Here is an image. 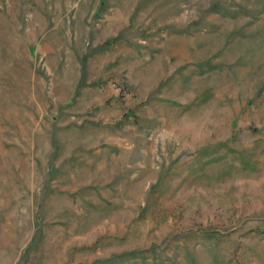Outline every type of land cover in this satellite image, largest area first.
Returning <instances> with one entry per match:
<instances>
[{
  "label": "rangeland",
  "instance_id": "obj_1",
  "mask_svg": "<svg viewBox=\"0 0 264 264\" xmlns=\"http://www.w3.org/2000/svg\"><path fill=\"white\" fill-rule=\"evenodd\" d=\"M0 264H264V0H0Z\"/></svg>",
  "mask_w": 264,
  "mask_h": 264
}]
</instances>
